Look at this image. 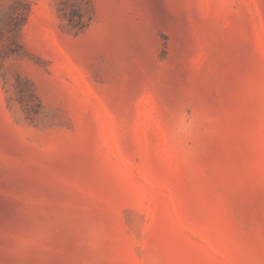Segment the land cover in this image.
Returning a JSON list of instances; mask_svg holds the SVG:
<instances>
[{
  "label": "rangeland",
  "instance_id": "1",
  "mask_svg": "<svg viewBox=\"0 0 264 264\" xmlns=\"http://www.w3.org/2000/svg\"><path fill=\"white\" fill-rule=\"evenodd\" d=\"M0 264H264V0H0Z\"/></svg>",
  "mask_w": 264,
  "mask_h": 264
}]
</instances>
